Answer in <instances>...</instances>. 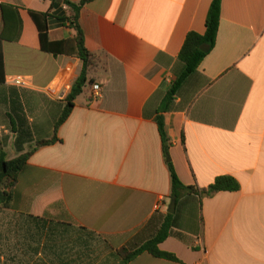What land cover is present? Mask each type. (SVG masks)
I'll return each mask as SVG.
<instances>
[{
  "label": "crops",
  "instance_id": "obj_1",
  "mask_svg": "<svg viewBox=\"0 0 264 264\" xmlns=\"http://www.w3.org/2000/svg\"><path fill=\"white\" fill-rule=\"evenodd\" d=\"M210 3L93 0L83 6L84 46L102 59L91 75L100 93L85 87L57 130L58 142L28 158L11 209L0 212V264H92L80 249L88 233L112 256L153 236L171 203L158 115L184 186L206 189L230 176L240 187L202 199L190 193L175 204L173 234L159 249L177 261L142 253L128 264H264V0H221L213 49L170 109L159 112L182 70L183 42L190 32L204 33ZM0 6L17 15L16 22L9 15L6 24L0 20V137L14 141L8 116L18 95L33 141L49 138L81 62L42 52L29 12H49L47 37L59 42L74 34L62 20L66 10L51 9L49 0H0ZM15 76L26 77L29 87L10 85ZM38 219L52 222L47 241Z\"/></svg>",
  "mask_w": 264,
  "mask_h": 264
},
{
  "label": "trees",
  "instance_id": "obj_2",
  "mask_svg": "<svg viewBox=\"0 0 264 264\" xmlns=\"http://www.w3.org/2000/svg\"><path fill=\"white\" fill-rule=\"evenodd\" d=\"M93 0H81L78 2H72L70 0H49L51 9L54 5H62L66 10V16L62 20L65 21L67 27L71 29L74 34L71 39L59 42H50L47 37V19L51 16L49 12L46 13H35L29 12V15L37 29L40 50L44 53L57 56L65 54L77 58L81 62V69L77 78L72 83L69 92L64 98V103L59 112L58 119L53 124V133L49 138H40L33 141L32 130L26 121L25 115L19 103L18 95L12 100V115L8 116L10 123V131L14 134L13 149L16 152V156L12 159L7 158V154L4 151V147L7 144L8 137H0V212L3 210L11 209V202L13 200L12 189L15 186L19 174L22 172L26 165L28 158L37 149L49 145H53L58 142L57 130L65 122L73 109L74 102L78 96L83 93V89L87 86H92L93 78L90 75V69L94 64V61L100 57L97 54L89 52L84 46V35L79 26V14L83 6ZM220 8L221 0H211L206 20H205V31L203 34H197L190 32L187 34L183 45L180 49L178 59L182 65V70L179 73L177 79L172 83L169 91L165 94L164 99L159 108V112H166L170 109L171 104L174 100L178 89L183 82L192 74H194L209 51H211L215 45L217 32L220 21ZM8 15L13 19V22L17 21V15L6 6H0V20L3 24H6ZM3 34H0V85L4 83V71H3V54H2V39ZM201 46H207L208 51L206 53L200 51ZM156 124L158 128L159 137L161 140L162 155L165 161L169 173L170 180V201H174L175 204L178 201L190 194L195 193L199 198H209L218 192H235L239 190V183L230 176H219L213 184L206 189L195 190L192 187L184 186L173 167L169 156L170 140L165 132V126L163 118L158 115L156 117ZM33 142V147L30 150H25V146ZM39 221L42 222L41 226ZM52 223L49 220L38 219L37 226L42 227L43 231L45 228L51 233L50 230L52 225L46 226L47 223ZM173 227V215L166 214L162 224L156 231L143 244L127 249L121 248L115 252L112 256L113 260L110 264H128L137 256L142 253H147L154 258L165 259L169 261H177L174 255L163 252L159 249L161 244L166 238L171 236L173 233L171 228ZM92 235L91 233H88ZM51 234L47 235L49 239ZM47 244V243H46ZM50 246V245H49ZM47 248V245L45 246ZM108 263V264H109Z\"/></svg>",
  "mask_w": 264,
  "mask_h": 264
},
{
  "label": "rangeland",
  "instance_id": "obj_3",
  "mask_svg": "<svg viewBox=\"0 0 264 264\" xmlns=\"http://www.w3.org/2000/svg\"><path fill=\"white\" fill-rule=\"evenodd\" d=\"M5 52H7V46L5 48ZM100 68H102V59H101V57H98L94 61V64L90 69V75H93L94 72ZM3 149L6 152L8 159L14 158L16 156V152L13 149V139L12 138H9V140H7V144ZM27 149H28V147H27ZM0 221H3V219L1 218ZM1 224H3V222H1ZM47 235H49L48 229L45 228V230H44L45 241H47L46 240ZM85 237H86L85 240H86L87 245H82L80 247V249L83 252H81V251L80 252L82 254L84 253V255L88 256V258H90V261L92 264H108L109 261H110V263L112 262V260H113L112 255L108 253L105 245L102 243V240L99 237H97L96 235H85ZM74 239L75 238H73V242H74ZM46 245L48 247L50 244H46V242H45V246ZM77 245H78V243H77ZM45 252H49V250H47L45 248Z\"/></svg>",
  "mask_w": 264,
  "mask_h": 264
},
{
  "label": "built area",
  "instance_id": "obj_4",
  "mask_svg": "<svg viewBox=\"0 0 264 264\" xmlns=\"http://www.w3.org/2000/svg\"><path fill=\"white\" fill-rule=\"evenodd\" d=\"M10 85L16 87V88H28L29 87V81L26 77L24 76H15L12 77L9 81ZM92 91L93 94L95 96H98L100 93V86L99 85H93L92 86ZM160 208V203L157 202V204L155 205V209H159Z\"/></svg>",
  "mask_w": 264,
  "mask_h": 264
},
{
  "label": "water",
  "instance_id": "obj_5",
  "mask_svg": "<svg viewBox=\"0 0 264 264\" xmlns=\"http://www.w3.org/2000/svg\"><path fill=\"white\" fill-rule=\"evenodd\" d=\"M200 51L206 53L208 51V47L207 46H201ZM174 211H175V203H174V201H171L169 209H168V213L173 214Z\"/></svg>",
  "mask_w": 264,
  "mask_h": 264
}]
</instances>
